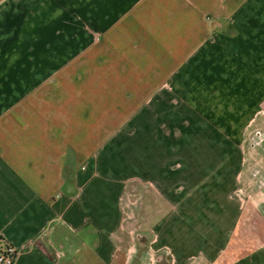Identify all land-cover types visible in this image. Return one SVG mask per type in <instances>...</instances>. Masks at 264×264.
I'll list each match as a JSON object with an SVG mask.
<instances>
[{"label": "crops", "instance_id": "crops-1", "mask_svg": "<svg viewBox=\"0 0 264 264\" xmlns=\"http://www.w3.org/2000/svg\"><path fill=\"white\" fill-rule=\"evenodd\" d=\"M261 130L264 0H0L15 264H264Z\"/></svg>", "mask_w": 264, "mask_h": 264}, {"label": "rangeland", "instance_id": "rangeland-1", "mask_svg": "<svg viewBox=\"0 0 264 264\" xmlns=\"http://www.w3.org/2000/svg\"><path fill=\"white\" fill-rule=\"evenodd\" d=\"M244 156L246 158V167L249 166V170L246 173L247 179L251 184H247L246 189L238 191V198H242L245 201L250 199L255 202L254 193L261 192L262 198H264V131L259 132L251 131L246 136V142L244 144ZM246 179V178H245Z\"/></svg>", "mask_w": 264, "mask_h": 264}, {"label": "built area", "instance_id": "built-area-1", "mask_svg": "<svg viewBox=\"0 0 264 264\" xmlns=\"http://www.w3.org/2000/svg\"><path fill=\"white\" fill-rule=\"evenodd\" d=\"M19 252L11 245L0 247V264H15Z\"/></svg>", "mask_w": 264, "mask_h": 264}]
</instances>
